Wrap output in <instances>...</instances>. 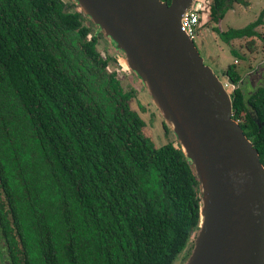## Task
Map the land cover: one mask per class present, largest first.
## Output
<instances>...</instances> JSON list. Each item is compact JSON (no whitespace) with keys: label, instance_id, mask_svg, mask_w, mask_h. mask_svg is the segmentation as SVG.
I'll list each match as a JSON object with an SVG mask.
<instances>
[{"label":"trees","instance_id":"1","mask_svg":"<svg viewBox=\"0 0 264 264\" xmlns=\"http://www.w3.org/2000/svg\"><path fill=\"white\" fill-rule=\"evenodd\" d=\"M211 1L216 20L231 0ZM260 22L215 31L227 43L257 35ZM97 34L75 0H0V256L9 264H173L190 254L200 220L191 162L178 141L155 146L142 133L135 91L107 69ZM227 80H238L230 66ZM229 94L264 167V83Z\"/></svg>","mask_w":264,"mask_h":264},{"label":"water","instance_id":"2","mask_svg":"<svg viewBox=\"0 0 264 264\" xmlns=\"http://www.w3.org/2000/svg\"><path fill=\"white\" fill-rule=\"evenodd\" d=\"M75 1L122 49L199 181L200 220L183 264H263L264 167L223 82L180 28L193 0Z\"/></svg>","mask_w":264,"mask_h":264},{"label":"rangeland","instance_id":"3","mask_svg":"<svg viewBox=\"0 0 264 264\" xmlns=\"http://www.w3.org/2000/svg\"><path fill=\"white\" fill-rule=\"evenodd\" d=\"M228 6L229 8L226 9L223 17L218 22L220 30L242 27L260 16L261 22L254 28L257 35L253 36V49H248L246 46V42L252 39L249 37L234 38L227 43H223L212 31L214 26L212 22H206L203 26L205 32L212 31V33L207 32L205 38H203V31H196L197 33L192 38L203 63L212 69L221 82L227 84L228 81L224 71L228 64L233 63V60H235L233 66L238 73H242L248 64H250L248 66V69H250L251 64L256 65L264 61V0H239V2L231 0ZM108 39L107 36L104 38L102 35L97 34L96 48L102 56L111 58L107 69L115 71L123 88L133 87L136 89L130 101V106L144 121L142 133L155 146L165 142H171L175 145L176 136L174 132L155 106L142 80L135 73L132 74L123 53L117 50ZM200 39L204 41L203 45L200 43ZM205 40L209 43H206ZM231 50H234L236 54L231 53ZM225 89L230 93V86ZM193 235L194 231L190 236L191 239ZM184 255V249H182L175 257L173 264H182Z\"/></svg>","mask_w":264,"mask_h":264},{"label":"flooded vegetation","instance_id":"4","mask_svg":"<svg viewBox=\"0 0 264 264\" xmlns=\"http://www.w3.org/2000/svg\"><path fill=\"white\" fill-rule=\"evenodd\" d=\"M192 5L194 7H196V10H197V13H198V20H197V24H196L197 25L196 26V31L198 32V31H201L202 30L203 31V34H204V35H202L203 38H205V35L207 34V32H209V31L205 32V29L203 27L206 22H208V23L212 22L214 24V26L212 24V26H213L212 27V31L216 35H217V32L215 31V29L217 31H219V32L220 31H223V30H220L219 27H218V22H219V20L223 16L221 18L218 17L216 20H212V18L210 17V9H211V6H212V1L211 0H195V2L192 3ZM227 5H229V4L227 3ZM228 8H229V6H228ZM257 25H259V24H257ZM212 31L209 32V33H212ZM254 31H255V29H254ZM197 32H195V33H197ZM101 35L105 38V36L103 34H101ZM217 37H218V35H217ZM249 38H252V40H253V36L252 37H249ZM108 40H109V42H111V44H113V46L117 50H120L123 53V55L125 56V54L122 51V49L119 46H117L116 43L112 39L109 38ZM201 42H204V41L202 39H200V43ZM205 42L208 43L207 40H205ZM102 57H104V56H102ZM113 61H114V59H113ZM233 63L232 64H228L226 66L225 71H224L225 77H227V69L230 66V68H232V70L238 75L237 83L234 84V85L231 84L227 80L228 81V84L226 83L227 84L226 87L228 88V86H230V92L234 88H239L240 91L243 93V95L245 97H247L249 94L255 92L258 89V87H261L263 85V83H264V61L261 62V63H259V64H256V65L255 64H251V68L250 69H248V66H250V64H248L247 67L245 68V70L242 73H238L237 71H235V68L233 66ZM126 66H128V65H126ZM129 70L132 72V74L135 73L137 75V73L130 66H129ZM116 77H117V75H116ZM137 77L140 79V77L138 75H137ZM134 91H136V89H134ZM131 99H130V101H131ZM130 101H129V105H130ZM130 108H131V106H130ZM0 264H9V262L6 259H2L1 256H0Z\"/></svg>","mask_w":264,"mask_h":264},{"label":"built area","instance_id":"5","mask_svg":"<svg viewBox=\"0 0 264 264\" xmlns=\"http://www.w3.org/2000/svg\"><path fill=\"white\" fill-rule=\"evenodd\" d=\"M195 2V0H193L190 4V6L188 7V9L181 15L180 18V28L181 30L186 33V35L189 38H193L196 32V24H197V20H198V13L196 10V7H194L192 5V3ZM226 83L223 82V86L226 88Z\"/></svg>","mask_w":264,"mask_h":264},{"label":"crops","instance_id":"6","mask_svg":"<svg viewBox=\"0 0 264 264\" xmlns=\"http://www.w3.org/2000/svg\"><path fill=\"white\" fill-rule=\"evenodd\" d=\"M208 42V41H207ZM209 43V42H208ZM201 44L203 45V42H201ZM233 62H235V60H233Z\"/></svg>","mask_w":264,"mask_h":264}]
</instances>
